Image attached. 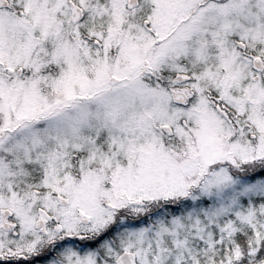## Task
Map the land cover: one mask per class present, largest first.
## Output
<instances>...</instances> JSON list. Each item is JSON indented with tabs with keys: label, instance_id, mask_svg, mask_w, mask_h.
I'll use <instances>...</instances> for the list:
<instances>
[{
	"label": "snow or ice",
	"instance_id": "6c2138e0",
	"mask_svg": "<svg viewBox=\"0 0 264 264\" xmlns=\"http://www.w3.org/2000/svg\"><path fill=\"white\" fill-rule=\"evenodd\" d=\"M0 264H264V0H0Z\"/></svg>",
	"mask_w": 264,
	"mask_h": 264
}]
</instances>
